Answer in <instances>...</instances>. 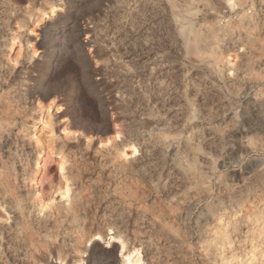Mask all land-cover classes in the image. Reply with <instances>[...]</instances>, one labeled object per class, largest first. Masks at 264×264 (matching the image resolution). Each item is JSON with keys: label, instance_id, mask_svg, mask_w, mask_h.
Instances as JSON below:
<instances>
[{"label": "rangeland", "instance_id": "374dc122", "mask_svg": "<svg viewBox=\"0 0 264 264\" xmlns=\"http://www.w3.org/2000/svg\"><path fill=\"white\" fill-rule=\"evenodd\" d=\"M228 1L0 0V264H264V0Z\"/></svg>", "mask_w": 264, "mask_h": 264}, {"label": "bare ground", "instance_id": "6f19581e", "mask_svg": "<svg viewBox=\"0 0 264 264\" xmlns=\"http://www.w3.org/2000/svg\"><path fill=\"white\" fill-rule=\"evenodd\" d=\"M227 4L230 8H233L234 3L233 4L230 3V0L228 1ZM12 47H13V43L9 47V49L11 50ZM38 109H39V111H41L40 107ZM115 137L117 138L118 134H116ZM36 142H38V141H36ZM61 182L59 181V183L57 184L56 190L59 191L61 194H63V198L68 199V196L70 193L69 186L67 184H63ZM38 202H39L38 205L40 206L39 208L41 210H45L47 208V206L50 204L51 198L49 196H47L45 199H40V200L38 199ZM112 241H113V237H109L107 240V243L110 244ZM124 250H125V244H124V242H120V246L118 247V250H117L118 256H119L118 264H135L136 262H138L140 260L139 250L132 249L131 251H127V253H125Z\"/></svg>", "mask_w": 264, "mask_h": 264}, {"label": "water", "instance_id": "95a60500", "mask_svg": "<svg viewBox=\"0 0 264 264\" xmlns=\"http://www.w3.org/2000/svg\"><path fill=\"white\" fill-rule=\"evenodd\" d=\"M106 250L108 249V248H105Z\"/></svg>", "mask_w": 264, "mask_h": 264}]
</instances>
